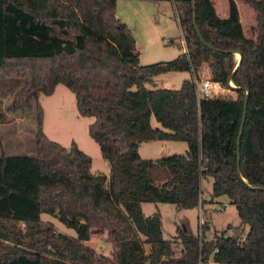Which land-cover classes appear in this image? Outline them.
Wrapping results in <instances>:
<instances>
[{
  "label": "trees",
  "instance_id": "obj_1",
  "mask_svg": "<svg viewBox=\"0 0 264 264\" xmlns=\"http://www.w3.org/2000/svg\"><path fill=\"white\" fill-rule=\"evenodd\" d=\"M245 1L257 13L256 38L246 36L234 0L226 18L213 0H173L188 51L141 65L117 0H0V79L23 80L15 101L34 98L38 113L36 153L0 155V264H264V0ZM233 51L242 55L238 68ZM204 64L236 99L198 98ZM170 71L192 76L178 90L146 86ZM58 84L75 94L80 115L95 118L89 134L109 174L93 173L75 141L68 149L46 135L38 98ZM157 140L184 141L188 149L143 158L140 145ZM155 170L167 173L159 183ZM209 177L213 198L227 196L249 230L243 239L223 232L207 240L178 228L183 250L174 258L161 213L147 216L143 204L203 206ZM44 213L77 236L44 224ZM105 232L113 260L85 244Z\"/></svg>",
  "mask_w": 264,
  "mask_h": 264
},
{
  "label": "rangeland",
  "instance_id": "obj_2",
  "mask_svg": "<svg viewBox=\"0 0 264 264\" xmlns=\"http://www.w3.org/2000/svg\"><path fill=\"white\" fill-rule=\"evenodd\" d=\"M234 1L238 6L246 36L256 38L257 13L245 0ZM213 2L217 14L222 18L228 17L230 0ZM179 10L173 0H117V16L132 31L141 65L172 61L182 54L184 49L188 51L179 23ZM234 58L238 63L240 55L235 54ZM204 67L211 76L212 69L209 64H204ZM191 76L189 71H170L156 76L153 83H147L146 86L149 89L178 90L182 82ZM22 85L23 80L0 79V113L5 119L0 122V155H34L37 151V102L34 98L27 100L25 97L15 101L16 93ZM211 97L236 99L237 92L222 86ZM38 100L44 109L43 129L46 135L68 149L72 141H75L78 147L91 157L93 173L109 174L108 161L102 156L99 144L89 134V126L95 118L80 115L75 94L65 85L58 84L52 95L40 94ZM152 125L160 126L154 117ZM187 149V142L166 140L144 142L140 145L139 152L143 158L158 159L175 153L184 154ZM166 175L165 171L155 170L153 179L159 183ZM202 191L205 200L203 209H180L170 203L143 204L145 215L150 216L157 211L161 213L163 236L173 240L174 258H180L183 250L178 238V228L186 227L188 233L201 235V217L205 221L202 230L207 240L223 232L238 235L243 239L248 231L241 223L235 205L229 203L227 196L213 198V178L203 179ZM42 221L44 224L52 223L57 232L71 237L77 236L76 231L62 224L55 214L44 213ZM85 244L93 249L97 256L113 260L116 248L106 232L92 234ZM145 246L149 251L150 246Z\"/></svg>",
  "mask_w": 264,
  "mask_h": 264
},
{
  "label": "built area",
  "instance_id": "obj_3",
  "mask_svg": "<svg viewBox=\"0 0 264 264\" xmlns=\"http://www.w3.org/2000/svg\"><path fill=\"white\" fill-rule=\"evenodd\" d=\"M199 78L195 79V82L197 84V94L198 98H209L212 96V94L217 93V91L222 88L220 83H215L212 80V77L210 76V73L208 69L204 67L199 68ZM205 224V221L201 217L200 219V230H201V235L203 234V225Z\"/></svg>",
  "mask_w": 264,
  "mask_h": 264
},
{
  "label": "water",
  "instance_id": "obj_4",
  "mask_svg": "<svg viewBox=\"0 0 264 264\" xmlns=\"http://www.w3.org/2000/svg\"><path fill=\"white\" fill-rule=\"evenodd\" d=\"M193 4H194V6H195V0H193ZM194 17H196V14H194ZM200 37H201V39H202V36L200 35ZM202 41L204 42V40L202 39ZM233 53L234 54H239L240 55V60H239V62H238V64H237V67L236 68H238L239 66H240V64H241V59H242V55L239 53V52H236V51H233ZM230 85L232 86V79L230 78ZM233 87V86H232ZM247 92H248V90H247ZM246 106H247V101H246ZM243 127H244V122H243V124H242V126H241V130H240V135H239V145H240V139H241V136H242V132H243ZM239 160H240V152H239ZM253 188V187H252ZM184 229H186V227H184Z\"/></svg>",
  "mask_w": 264,
  "mask_h": 264
},
{
  "label": "crops",
  "instance_id": "obj_5",
  "mask_svg": "<svg viewBox=\"0 0 264 264\" xmlns=\"http://www.w3.org/2000/svg\"><path fill=\"white\" fill-rule=\"evenodd\" d=\"M184 52H186V49H184ZM4 120H5V119H4ZM0 122H2V121H0ZM157 141H161V140H157ZM151 142H154V141H151ZM109 172H110V170H109ZM201 185H202V184H201ZM202 195H203V194H202ZM229 203H230V202H229ZM199 208H200V209H201V208L203 209V207H202L201 205L199 206ZM240 224H241V223H240ZM228 225H229V224H228ZM228 225H227V226H228ZM245 227H246V229L249 230V226H248V225H245Z\"/></svg>",
  "mask_w": 264,
  "mask_h": 264
},
{
  "label": "bare ground",
  "instance_id": "obj_6",
  "mask_svg": "<svg viewBox=\"0 0 264 264\" xmlns=\"http://www.w3.org/2000/svg\"><path fill=\"white\" fill-rule=\"evenodd\" d=\"M238 54V53H237Z\"/></svg>",
  "mask_w": 264,
  "mask_h": 264
}]
</instances>
